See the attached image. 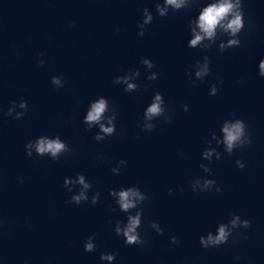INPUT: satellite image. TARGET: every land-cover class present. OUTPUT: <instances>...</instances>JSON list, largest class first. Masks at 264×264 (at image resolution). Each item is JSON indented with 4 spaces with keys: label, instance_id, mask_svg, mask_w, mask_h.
<instances>
[{
    "label": "water",
    "instance_id": "95a60500",
    "mask_svg": "<svg viewBox=\"0 0 264 264\" xmlns=\"http://www.w3.org/2000/svg\"><path fill=\"white\" fill-rule=\"evenodd\" d=\"M154 2L0 0V108L6 111L21 97L28 102L19 119L0 111V264H108L99 259L101 251L117 252L113 264H264V77L257 75L264 57V0H244L241 45L223 52L186 46L195 5L160 17ZM145 6L154 18L138 36ZM41 52L43 65L37 63ZM205 52L211 71L192 85L186 72ZM141 56L154 61L148 71H158L157 79H145ZM136 67L139 87L133 92L113 82ZM52 75H61L64 87L53 86ZM217 77L223 83L210 96ZM155 91L163 94L172 120L157 118L155 128L145 131L137 121ZM98 95L117 110L116 131L100 142L93 138L98 129L81 122ZM231 113L246 122L252 143L229 155L213 141L222 156L210 167L221 191L193 193L190 181L208 175L199 167L209 163L201 151ZM40 134H59L72 151L56 161L27 156L24 144ZM121 158L127 164L113 174L111 167ZM236 159L246 166L237 167ZM77 172L92 182L89 197L100 191L95 205L66 202L71 193L63 179ZM130 184L148 194L142 205L143 246L126 245L113 231L125 214L108 189ZM233 213L251 221L249 228L238 229L247 238L201 247L199 236ZM152 220L162 234L150 227ZM93 233L96 250L85 252L83 242ZM172 235L179 243L170 241Z\"/></svg>",
    "mask_w": 264,
    "mask_h": 264
},
{
    "label": "clouds",
    "instance_id": "9594fccd",
    "mask_svg": "<svg viewBox=\"0 0 264 264\" xmlns=\"http://www.w3.org/2000/svg\"><path fill=\"white\" fill-rule=\"evenodd\" d=\"M195 5L196 11L189 16L187 22L188 39L186 46L188 48L211 49L218 48L223 52L226 49L238 47L241 45L240 33L245 27V10L244 0H155L154 7L156 14L160 17H165L169 12H177L182 9H188ZM153 12L149 7L145 6L142 9V17L138 23V36L145 34L146 25L153 21ZM71 27V23L69 24ZM119 31V29H116ZM43 53L38 54L37 63L39 65L45 64L42 58ZM140 63L145 66L146 77L148 81L158 78V71H148L155 67L154 61L147 57L141 56ZM210 57L205 54L202 59H197L192 65L191 69L187 70L186 75L192 85L197 81H203L211 71ZM257 75L264 77V57H261L257 64ZM140 76V69L129 68L123 75H116L113 77V82L122 84L125 92H133L139 85L137 80ZM195 77V79H193ZM51 84L56 88L64 87L65 81L61 75H52L50 78ZM223 80L217 77L215 83L210 84L208 94L215 95L218 91V84H222ZM148 85L145 84V88ZM109 99L104 95H98L96 98L88 102L87 108L81 118V122L86 129L93 127L98 130L94 133V140L100 142L107 136H111L116 131L117 110L115 106H109ZM184 111H188L189 105L184 104ZM28 110V102L23 97L17 100H11L9 107L3 111L4 116H12V118L19 119L25 115ZM233 118H225L219 126V131L211 132V139L206 141V147L201 151L202 160H207L209 163L201 162L199 167L203 169L207 176H197L190 181L191 190L193 193L205 191H221V185L212 178L211 162L215 158L219 160L222 156L218 147L223 148V152L231 155L235 149H240L251 145L252 133L248 129L246 122L235 113L230 114ZM162 117L165 122L172 120L170 110L166 107V101L160 91H155L150 102L143 108V114L138 126L145 131H152L155 128L154 121ZM213 141L215 145L213 146ZM25 153L31 157L33 154L37 156H48L51 160H59L63 153L71 152L72 149L69 144L61 138L59 134L48 135L40 134L32 139H29L24 144ZM98 158H102L98 156ZM127 160L119 159L112 167L113 174H119L121 166L126 165ZM235 164L239 168H244L246 162L241 159H236ZM22 182L23 177H18ZM63 185L66 190L71 193L68 198V203L79 205L83 201H89L95 205L100 198V191H95L89 197V190L93 187L92 182L86 178L83 172H77L74 176H65ZM75 189V190H74ZM180 190L183 187L180 186ZM168 191L171 193L172 189ZM109 195L113 198V204L118 207L120 212L125 214L123 219H116L113 225L114 233L123 239L126 245L143 246L146 244L145 239L140 232V226L143 222L144 208L142 207L144 201L148 199V194L141 190L136 184L127 186L121 185L119 187H112L108 189ZM111 223V221H109ZM251 221L247 218H241L238 213L231 214L230 219L226 222H218L215 230H209L206 234L199 236L200 246L203 248L219 247L229 241L232 237L235 240L240 235L247 238L246 233L238 231L240 228H249ZM150 227L156 233L162 234L164 229L158 221H150ZM235 233V235H233ZM170 241L174 244L179 243L175 235L170 236ZM95 233L89 235L83 242V249L85 252H93L96 250ZM117 256L116 251H101L99 259L106 261L108 264H113ZM239 260V256L234 257Z\"/></svg>",
    "mask_w": 264,
    "mask_h": 264
}]
</instances>
